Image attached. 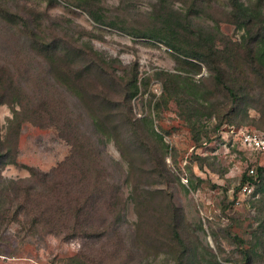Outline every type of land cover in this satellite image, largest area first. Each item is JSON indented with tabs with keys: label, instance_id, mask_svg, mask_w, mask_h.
I'll return each mask as SVG.
<instances>
[{
	"label": "rangeland",
	"instance_id": "obj_1",
	"mask_svg": "<svg viewBox=\"0 0 264 264\" xmlns=\"http://www.w3.org/2000/svg\"><path fill=\"white\" fill-rule=\"evenodd\" d=\"M166 1L98 0L110 20L118 23L107 26L96 23L84 9L65 0H1L0 76H5L3 67L9 59L13 60L14 70L19 67L23 79L38 73L45 76L44 63L33 51L29 30L49 39L61 38L81 50L93 47L118 74L137 76L139 92L132 100L133 113L137 119H148L158 134L154 141L160 148L158 157L168 179L156 178L154 173L142 185L154 197L143 224L146 230L143 225H136L140 220L138 208L125 177L126 223L118 235H64L31 230L26 206L18 209L19 203L25 205L24 199L15 198L12 205L6 199L7 181L28 180L29 168L51 172L71 155L72 146L64 137L59 116L54 124L47 121L42 126L36 120H26L17 137V126L9 119L20 106L1 104L2 136L9 140L13 151L7 159L15 155L17 162L0 161V203L6 202L1 209L7 211L0 221V264H179L183 245L178 236L162 223L164 235L157 232L160 210L166 209V215L172 202L180 209L179 236L191 247L188 264H214L213 255L223 264H246L242 256L246 250L253 251L254 264H264V171L258 172L264 168V152L245 150L230 132L234 126L264 135V116L249 108L248 102L234 109L226 91L211 98L210 106L209 102H201L208 109L188 102L186 96H182L180 106L164 93L159 72L200 80L205 85L202 88L215 91L213 75L203 62L191 60L200 65L197 72L166 44L139 34L149 27L152 14L171 7L184 13L190 11L198 23L219 27L233 41H239L244 31L229 21V0H203L197 5L194 0ZM241 1L264 13V0ZM5 8L10 14L3 12ZM16 43L24 46L23 52H19ZM18 73L15 77H19ZM0 94L4 97L2 89ZM218 102L223 104L213 108L212 104ZM70 105L75 113L81 111L73 100ZM189 106L201 109L204 115L192 114L190 118ZM220 108L222 111L218 112ZM79 124L86 134L92 131L88 120ZM104 150L128 170V163L113 140H106ZM140 151L147 168L155 170L150 154ZM252 168L256 171L251 180L254 190L248 196L242 191ZM194 254L196 259L192 262Z\"/></svg>",
	"mask_w": 264,
	"mask_h": 264
},
{
	"label": "trees",
	"instance_id": "obj_2",
	"mask_svg": "<svg viewBox=\"0 0 264 264\" xmlns=\"http://www.w3.org/2000/svg\"><path fill=\"white\" fill-rule=\"evenodd\" d=\"M65 1L84 9L100 25L118 26L115 19L110 20L104 13L98 0ZM194 2L197 5L203 0ZM229 5V21L244 31L239 41L225 36L219 27L198 23L190 11L184 13L174 7L152 14L149 27L139 34L166 44L197 72L200 65L191 60L203 62L213 75L215 91L202 88L205 85L202 86L200 80L196 82L170 71L159 72L164 93L176 99L180 106L183 104L182 96H186L188 102L208 109L210 99L220 91H226L234 109L248 102L249 108L264 116V13L241 0H229ZM3 12L10 14L7 8ZM30 33L33 51L44 63L46 74L38 73L23 79L19 67L14 70L13 60L9 59L3 67L5 76H0V90L5 93L4 97L0 94V105L10 102L20 106V110L14 109V117L9 119L17 126V137L22 122L36 120L35 123L42 126L47 121L54 124L55 117L59 116L72 153L49 173L29 168L31 175L28 180L7 181V201L12 205L15 198L24 199L25 205L19 203L18 209L21 211L26 206L31 230L64 235H118L122 224L126 223L125 177L138 208L140 220L136 225L140 228L146 223L150 199L154 198L150 191L143 190L142 185L149 182L154 173L161 180H167L168 175L158 157V143L154 141L158 134L148 119H137L133 113L132 100L139 92L137 76L118 74L112 63L99 56L91 46H87L88 51L81 50L61 38L49 39L29 30ZM15 46L20 47L19 52L24 51L23 45L16 43ZM17 72L19 77H15ZM72 100L81 111L74 112L70 105ZM201 102H209V105L204 106ZM222 104L213 103L212 107ZM188 111L190 118L204 115L201 109ZM83 119L90 122L92 131L88 134L79 124ZM97 136L98 141L95 140ZM106 140L115 142L128 163V170L125 171L119 162L106 154ZM140 149L150 154L155 170L147 168L146 158ZM12 152L0 127V161L16 164L15 155L7 159ZM259 171L263 172L264 168H259ZM255 175L256 172L253 175L249 173L247 184H252ZM5 203H0V221L7 212L1 209ZM160 211L157 232L164 235L162 223L172 235L178 236L183 245L179 264H188L191 247L185 245L179 236L180 209L172 202L166 215V209ZM242 256L246 264H254L253 251L246 250ZM194 259L196 254L192 262ZM212 262L223 264L216 255H213Z\"/></svg>",
	"mask_w": 264,
	"mask_h": 264
},
{
	"label": "built area",
	"instance_id": "obj_3",
	"mask_svg": "<svg viewBox=\"0 0 264 264\" xmlns=\"http://www.w3.org/2000/svg\"><path fill=\"white\" fill-rule=\"evenodd\" d=\"M232 135L238 137L237 142L244 147L245 150L264 152V135L254 131L236 129L234 126L230 127ZM255 169L250 170V174H255ZM254 187L252 184H246L243 187L242 193L248 196L253 194Z\"/></svg>",
	"mask_w": 264,
	"mask_h": 264
}]
</instances>
